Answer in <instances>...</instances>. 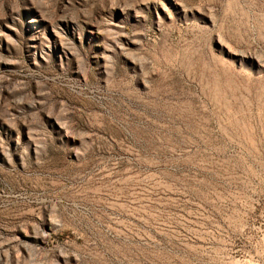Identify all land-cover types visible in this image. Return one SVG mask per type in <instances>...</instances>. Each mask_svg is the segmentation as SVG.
Returning <instances> with one entry per match:
<instances>
[{
	"label": "rangeland",
	"instance_id": "rangeland-1",
	"mask_svg": "<svg viewBox=\"0 0 264 264\" xmlns=\"http://www.w3.org/2000/svg\"><path fill=\"white\" fill-rule=\"evenodd\" d=\"M0 264H264V0H0Z\"/></svg>",
	"mask_w": 264,
	"mask_h": 264
}]
</instances>
